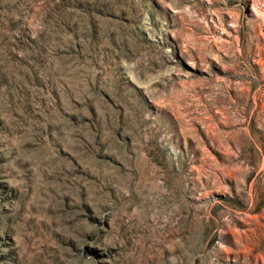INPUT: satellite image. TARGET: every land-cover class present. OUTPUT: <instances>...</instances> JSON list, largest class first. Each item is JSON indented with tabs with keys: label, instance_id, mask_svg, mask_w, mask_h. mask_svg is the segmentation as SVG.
<instances>
[{
	"label": "rangeland",
	"instance_id": "rangeland-1",
	"mask_svg": "<svg viewBox=\"0 0 264 264\" xmlns=\"http://www.w3.org/2000/svg\"><path fill=\"white\" fill-rule=\"evenodd\" d=\"M0 264H264V0H0Z\"/></svg>",
	"mask_w": 264,
	"mask_h": 264
}]
</instances>
